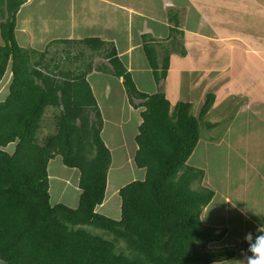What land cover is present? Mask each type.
I'll list each match as a JSON object with an SVG mask.
<instances>
[{
  "label": "trees",
  "instance_id": "16d2710c",
  "mask_svg": "<svg viewBox=\"0 0 264 264\" xmlns=\"http://www.w3.org/2000/svg\"><path fill=\"white\" fill-rule=\"evenodd\" d=\"M26 1L0 0V82L6 79L8 89L0 100V261L212 264L231 258L234 247L206 250L226 231L202 224L200 214L214 192L200 184L204 171L187 163L214 95H206L197 116L191 103L180 101L172 107L161 89L168 55L159 66L154 47L145 46L159 88L145 94L136 90L113 47L108 51L110 68L99 69L121 77L130 105L142 109L133 163L144 176L119 188V218L106 217L96 208L105 200L111 154L102 141L103 120L85 79L90 64L72 68L68 64L78 57L71 59L67 51L48 55V50L20 47L16 14ZM79 43L92 51L102 47L95 38ZM49 109L54 132L40 140ZM202 126L211 129L215 124ZM56 157L79 173L76 208L50 202L48 166Z\"/></svg>",
  "mask_w": 264,
  "mask_h": 264
},
{
  "label": "crops",
  "instance_id": "0c3cea01",
  "mask_svg": "<svg viewBox=\"0 0 264 264\" xmlns=\"http://www.w3.org/2000/svg\"><path fill=\"white\" fill-rule=\"evenodd\" d=\"M46 1L27 0L19 8L15 31L20 47L37 52L49 49V54L67 51L72 55L70 52L74 49L73 45H78L82 39H98L102 42L101 49L92 51L87 48L88 54L92 53L95 58L101 59L113 47L118 60L129 72L136 90L151 94L159 90L145 53V46L151 44L155 49L159 66L163 57L168 55L169 68L165 81L161 84L162 91L171 105L180 101L185 102L186 97V102L191 103L192 109H195L197 104L194 106L195 102L191 100L195 98L199 103L203 95L212 90L213 95H216H214L212 112L219 109L223 104L222 100L238 97L241 102L236 115L239 111L241 114L246 112L250 114L249 118L254 116L260 121L264 120V41L257 36L264 32V0H165V7L162 10L167 12L163 14L165 15L163 18L149 17L129 4L114 3L112 0H87L90 8L81 5L79 12L76 11L72 1L69 7L63 6L62 12L57 1L48 2L49 5L54 4L53 9L46 6ZM44 8L48 9L45 17L41 14ZM110 10L112 12L119 10L120 13L113 17ZM190 21L195 24L194 27L188 26ZM59 41L64 42L59 43ZM105 58L106 63L109 57L105 56ZM79 64L80 62L77 65ZM87 64H90L91 70L86 74L85 79L103 120L100 134L102 141L105 133L108 138L109 135L115 139L118 136L121 139L120 146L124 147L126 145L125 140H122L124 133L122 131L128 130L127 133L133 138V150H130V154L127 153L125 158L118 153L119 161L116 165L119 171L122 170L121 166L124 162L134 166L133 156L137 149L135 136L141 123L142 109H135L130 105L121 77L101 71L99 66L93 67V64L87 61L81 63L80 68ZM146 75L155 83L151 93H147L144 89L147 84ZM182 91L187 93L183 95ZM5 95L6 91L3 96ZM1 98L2 96L0 100ZM125 106L128 108V114L124 119L120 115H122L121 108ZM231 125L232 121L222 132L223 135L215 146L226 145L228 149L231 148L227 141L232 133ZM127 161H131L132 164ZM244 163L248 166L247 161L244 160ZM241 173L245 174L242 176L241 188L247 192V189L251 188V180H255L256 184V175L250 171ZM206 176L204 172L203 179L207 186L205 184L202 186L211 189L215 196L216 192L211 187L214 182L207 183ZM49 181H51L50 174ZM261 181L264 182V175ZM66 182L72 183L69 180ZM66 182L64 187L67 185ZM77 182L78 180L72 183L74 189H78ZM109 182L110 178H108ZM121 186L115 187V192H118ZM219 189H221L219 194L223 198L224 209L231 208L235 211V217H238L242 223H249L254 229L260 227L255 215H251L244 206L248 203L247 198H243L241 193L234 197L231 193L222 191L221 187ZM68 190L70 189L65 191ZM214 196L204 208L203 214L209 209H214L212 206ZM104 201L101 205H104ZM236 202L239 203L238 206H235ZM101 205L96 208V212L100 213L101 208L105 207ZM216 224H221L227 234L232 230L226 218L208 227L215 228ZM244 232L248 233L247 230ZM237 248L243 250L239 246ZM0 264L3 263L0 261Z\"/></svg>",
  "mask_w": 264,
  "mask_h": 264
},
{
  "label": "rangeland",
  "instance_id": "374dc122",
  "mask_svg": "<svg viewBox=\"0 0 264 264\" xmlns=\"http://www.w3.org/2000/svg\"><path fill=\"white\" fill-rule=\"evenodd\" d=\"M51 1H57L60 6V12L63 11V6L65 5L66 8L69 7L70 1L73 2V5H75V9L77 12L80 11L81 5L86 6L88 8V1L87 0H51ZM114 3H123L125 5L129 4L130 6L136 8L137 10L145 13L147 16H151L153 18L158 17H165L163 14H165L167 11L162 10L164 9V4L166 3L165 0H112ZM49 0L45 2L46 6L49 9H53L54 4H48ZM174 8H172L173 10ZM169 11V10H168ZM109 12H112L111 10ZM48 13V9L44 8L41 12L42 16L45 17V14ZM120 12L119 10H115L111 14H113V17L118 15ZM105 17V15H104ZM103 17V18H104ZM192 24V26L190 25ZM195 24H193L192 21L189 23V27H194ZM259 39L262 38L264 41V32L257 35ZM74 49L71 51V48L69 51L72 55H70V58L73 59L75 57H78L76 61H74L72 64H68V67H74L79 62L86 63L91 62L93 64V67L96 66H106L105 59L98 57H94L92 53L88 54V50H83L84 48H87L85 45H73ZM81 49V50H80ZM49 55H52L49 54ZM88 55V56H87ZM65 56V55H63ZM79 57H81L79 59ZM81 60V61H79ZM56 62V60H55ZM66 62V61H65ZM108 67V66H107ZM147 79V84L145 85L144 89L145 91L152 92V87H155V83L152 80L151 77L145 76ZM165 81V80H164ZM185 85V83H184ZM7 87V81L6 79H3L2 82H0V96H2L1 99H3V95L6 91V95L8 94ZM162 89V88H161ZM155 93V92H152ZM151 93V94H152ZM187 93L182 91V94ZM212 93V90H209L205 95H203L202 100L197 103L195 98L191 100V102H195L194 106L195 109H192V113L197 116L201 106L203 105L205 101V97L207 94ZM213 94V93H212ZM5 95V96H6ZM215 95V94H214ZM216 96V95H215ZM185 102L187 101V98L185 97ZM215 100V99H214ZM239 102H241V99L238 97L236 98H230L222 100L221 103H223L219 109H217L215 112H212V108L207 113V117L204 118V120L201 122L202 125H204L207 121L213 122L215 126L211 129H208L204 126H200V140L199 145L196 150H194L193 154L188 160V164L190 166L194 165V167L198 169H202L205 172L206 178L205 180L207 183L209 181H213L214 183L211 185L213 187V190L216 192L213 204L214 209H209L206 214L202 213L200 214L201 222L203 225H213L219 220H224L226 218L229 227L232 229L230 232L224 233L222 239L217 242L209 243L207 245V249L210 252H217L225 246H239V248L234 249L235 255H233L231 258H224L223 262L219 263H213V264H238V261H244V253L246 252L248 248V244L245 242L244 237L246 233L244 232L247 230V232H251L254 235L257 234V229H254V226H250L249 223H242V221L238 220V217H235V211H233L231 208L226 210L223 208V198L221 197V194L219 192L221 187L222 191H227L231 193L234 197L238 196V193H241L243 198L248 199V203L244 206L247 207L249 210V213L251 215H255L256 220L259 222L260 226L264 225V182L261 181V177L264 175V120L260 121V119L255 118L254 116L250 117L249 113H243L241 114L240 111L236 115V111L238 110ZM137 104L138 102L135 101ZM202 104V105H200ZM172 107L174 105H171ZM120 109V107H118ZM122 115L124 119L127 117L128 114V108L125 106L121 108ZM53 111L52 109H49L46 111L44 115V124L42 126V129L39 133V139H43L45 136L51 134L54 132V118H53ZM118 116V117H120ZM232 121V125L230 127L232 128V133L230 136H228V142L231 146L230 149L226 145L221 146H215V144L219 141V137H222L219 134H222V132L225 131L228 124H230ZM123 136L122 140H125L126 146H120L121 145V139L117 136L115 139L114 137L109 135V138L107 137V134H104V141L106 147L109 149L111 154V164L109 168L108 178H110L109 185L107 186V191L105 194V201L103 208H101L100 214H103L106 217H110L112 219H118L120 216V197L115 192V187H118L120 185H124L128 180L130 181L132 176L133 180L142 178L144 176V171L137 170L134 166L127 165L125 162L122 164L121 168L122 170L119 171L117 168V161H119V155L118 153H121L123 157L125 158L127 153L130 154V150H133V138L128 132V130L122 131ZM223 135V134H222ZM121 137V136H120ZM128 137V138H127ZM214 137V140L212 144H209L208 138ZM114 138V139H113ZM120 139V140H118ZM237 141H236V140ZM118 140V141H117ZM202 141H205L206 143H203ZM204 144V146H203ZM205 148V149H204ZM234 148V149H233ZM136 151V150H135ZM135 154V153H134ZM134 157V156H133ZM244 160L248 162V166L244 163ZM122 161H124L122 159ZM128 163H131V161H127ZM252 167V168H251ZM204 168V169H203ZM252 172L256 175V184L255 180L250 181V189H247L248 191H244L241 186L243 185V179L242 176L245 175L241 172ZM257 172V173H256ZM48 173L50 174L51 181L50 183V196H51V204L56 205L58 203L66 205L69 208H76L78 205L79 200V190L74 189L72 183H76L78 180L77 177H79V173L76 169H68L63 166L60 157H56L55 160L51 161V164L48 167ZM223 175L226 177L224 178ZM228 176V177H227ZM249 177L251 178L252 175L250 174ZM66 180L71 181L72 183L66 182ZM114 181V184H113ZM65 187H64V184ZM71 184V186H70ZM112 187H111V185ZM201 185L205 184V181L200 183ZM52 185V186H51ZM239 185V186H238ZM207 186V184H205ZM254 186V188H253ZM59 187V189H57ZM71 187V188H68ZM62 189V191H61ZM66 189H70L68 191H65ZM240 190V191H239ZM221 193V192H220ZM239 203H235V206H238ZM229 206V205H228ZM99 212V211H98ZM230 222V224H229ZM213 223V224H212ZM215 228L218 231L223 230V226L221 224L214 225ZM251 228V229H250ZM250 229V230H248ZM240 239H243L240 240ZM226 242L228 244L226 245ZM197 248L199 250H204L203 247L200 248V246L197 245ZM246 248V249H245ZM250 255V253H249ZM222 261V259L220 260Z\"/></svg>",
  "mask_w": 264,
  "mask_h": 264
},
{
  "label": "clouds",
  "instance_id": "9594fccd",
  "mask_svg": "<svg viewBox=\"0 0 264 264\" xmlns=\"http://www.w3.org/2000/svg\"><path fill=\"white\" fill-rule=\"evenodd\" d=\"M84 39H86V38H84ZM78 45H81V44L79 43ZM86 49L87 48H85V50ZM46 50H49V49H46ZM105 56H106V54L104 55V59H106ZM107 66H108V68H110L109 59L107 60L106 67ZM256 231H257L256 235H254L251 232H249L245 235L244 240L248 244V248H247L246 252L244 253V257H245L244 261H238V264H264V226L258 227ZM218 241H220V240H218ZM214 242H217V241H214ZM210 243H213V242H210ZM229 247L236 248V246H232V245H229L227 247L225 246V248H229ZM225 248H223V249H225ZM249 253H250V255H249ZM234 255H235V253H234ZM223 261H226V260L218 261L215 263H219V262H223Z\"/></svg>",
  "mask_w": 264,
  "mask_h": 264
}]
</instances>
